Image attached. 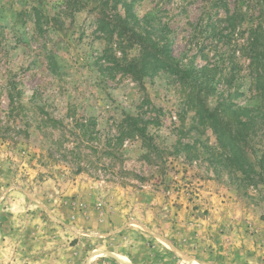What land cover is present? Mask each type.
Segmentation results:
<instances>
[{
	"label": "rangeland",
	"instance_id": "374dc122",
	"mask_svg": "<svg viewBox=\"0 0 264 264\" xmlns=\"http://www.w3.org/2000/svg\"><path fill=\"white\" fill-rule=\"evenodd\" d=\"M261 43L264 0H0V264H264Z\"/></svg>",
	"mask_w": 264,
	"mask_h": 264
},
{
	"label": "trees",
	"instance_id": "16d2710c",
	"mask_svg": "<svg viewBox=\"0 0 264 264\" xmlns=\"http://www.w3.org/2000/svg\"><path fill=\"white\" fill-rule=\"evenodd\" d=\"M261 44H262V47L264 49V44L263 43H261ZM177 73L181 75L180 78H184V76L186 75L185 73H183V70H180ZM254 90L256 92V95L264 100V69H262L260 72H257V74L255 76ZM246 111H247V109H246ZM210 117L212 118L213 123H217L218 124L219 130L217 129V131H221L222 130V126L226 127V126L229 125V122H227L226 124L223 123L222 125L219 124L222 121L221 120L220 121L219 120L216 121V119L218 117L216 112H211V111L207 110V118H210ZM251 121H252L251 116H249L247 118V120H242V119L241 120L240 119L239 120H235L234 121L235 127H240V128H237V129H235L232 132L227 131L229 135L226 137L225 145L227 146V149H228L230 155L233 156L234 158L237 157L238 152L240 151L239 147H238V145H237V143L235 141L239 140L240 135L243 132L242 129H249L250 127H252V128L255 127L254 124L251 125ZM258 127H261V126L258 124ZM240 157H244L243 152H242V155L239 154L238 158H240ZM261 158L262 159H261L260 162H262V163L260 165V173H258V174L264 176V155ZM239 167H241V166L239 165ZM237 169L244 176L249 175L251 171L254 172L253 168H237Z\"/></svg>",
	"mask_w": 264,
	"mask_h": 264
},
{
	"label": "bare ground",
	"instance_id": "6f19581e",
	"mask_svg": "<svg viewBox=\"0 0 264 264\" xmlns=\"http://www.w3.org/2000/svg\"><path fill=\"white\" fill-rule=\"evenodd\" d=\"M188 263L195 264L194 262H192V261L190 262L187 259H183L182 262H181V264H188Z\"/></svg>",
	"mask_w": 264,
	"mask_h": 264
}]
</instances>
